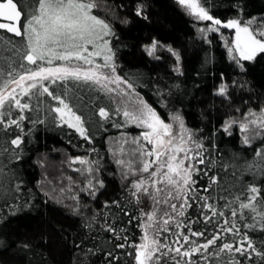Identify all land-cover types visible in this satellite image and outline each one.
<instances>
[{
  "label": "snow or ice",
  "instance_id": "obj_1",
  "mask_svg": "<svg viewBox=\"0 0 264 264\" xmlns=\"http://www.w3.org/2000/svg\"><path fill=\"white\" fill-rule=\"evenodd\" d=\"M176 3L195 20L208 22L199 29L206 40L207 33L234 30L232 45L225 46L240 72L247 71L244 62L264 54V20L253 27L256 18L244 19L239 2L230 5L237 15L227 20L212 14L210 0ZM97 8L96 0H0V199L12 215L21 210L9 203L23 191L13 165L23 159L25 137L37 126L73 130L89 145L93 123L104 131L106 126L134 127L140 130L135 136L121 131L118 146L109 149L121 194L90 215L81 211L87 206L80 205L78 193L91 200L102 194L103 158L92 156L97 153L92 147L89 155L64 162L83 177L71 197L73 215L83 219L86 234H96L93 240L104 233L111 245L103 251L104 264H264V106L247 107L210 135L189 127L179 109L166 119L141 94L147 85L118 70L112 40L119 38L111 23L94 14ZM145 8L143 0H133L131 15L147 21ZM164 47L153 39L144 50L160 59L156 53ZM167 51L177 61L174 71L182 75L179 53ZM220 81L214 94L228 102L231 88L245 87L229 83L222 73ZM154 95L155 103L167 109L170 92L157 87ZM234 130L241 144L253 149L251 159L236 153L226 157L219 150L216 134L232 136ZM65 179L76 184L72 176ZM32 206L25 200L24 208ZM129 226L139 230L137 240L131 239ZM73 243L80 248L82 241ZM87 251L96 255L99 246Z\"/></svg>",
  "mask_w": 264,
  "mask_h": 264
},
{
  "label": "trees",
  "instance_id": "obj_2",
  "mask_svg": "<svg viewBox=\"0 0 264 264\" xmlns=\"http://www.w3.org/2000/svg\"><path fill=\"white\" fill-rule=\"evenodd\" d=\"M96 2L98 8L94 14L111 23L119 38L112 40L118 70L147 85L140 89L141 94L166 119L169 112L179 109L189 127L202 129L201 135H210L229 117H239L247 107L258 110L264 106V54H259L254 61L244 62L247 71L240 72L221 36L214 33L206 40L176 0H143L147 21L131 15L133 0ZM237 2L243 6L244 19L256 18L253 27L264 20V0H210L212 14L221 20L234 18L237 12L230 5ZM120 4L126 7L121 9ZM124 19L130 22L122 23ZM232 32L222 28L224 36ZM153 39L165 46L157 50L160 59L149 57L144 50ZM167 47L179 53L178 66L182 75L174 71L177 61ZM221 73L229 83L235 80L245 84L244 88L230 89L231 102L214 94L221 82ZM157 87L170 92L167 109L155 103ZM101 106H105L103 101ZM237 108L240 113L236 112ZM106 127L108 130L104 131L95 123L90 125L89 132L94 137L92 145L85 143L73 130L51 124L37 126L31 135L25 137L23 159L18 166L13 165L23 180V191L18 194L19 199L9 200V203L18 204L21 210L12 215L13 209L0 199V264H104L103 251L109 250L111 245L104 233L93 240L91 237L96 234H86L81 227L83 219L73 215L76 201L71 197L77 194V185L83 186V177L68 171L64 162L69 156L89 155L87 150L92 147L97 153L91 155L103 158L101 178L106 187L102 194L91 200L85 193H78L80 205L87 206L81 207L85 216L90 215L91 210H98L105 200L120 195L121 178L117 176L108 142L120 136L121 131L132 136L137 132L134 127L126 130ZM67 132L73 134L69 136ZM215 142L226 157L236 153L241 159H251L253 149L241 144L235 130L232 136L218 132ZM67 176H72L76 184L70 186L65 179ZM39 181L43 182L38 184ZM25 200H30L33 206L24 208ZM128 230L131 239L137 240L139 230L134 226H129ZM74 240L82 241L80 248L75 246ZM96 246H99L96 255L88 253V248ZM125 260L130 262V258L125 257Z\"/></svg>",
  "mask_w": 264,
  "mask_h": 264
},
{
  "label": "rangeland",
  "instance_id": "obj_3",
  "mask_svg": "<svg viewBox=\"0 0 264 264\" xmlns=\"http://www.w3.org/2000/svg\"><path fill=\"white\" fill-rule=\"evenodd\" d=\"M186 13V12H185ZM194 22H195V24H196V26L198 27V32L200 33V34H202L200 31H199V29H201V28H207V25H208V22H204V21H197V20H195V18L194 17H192V16H190V15H188ZM218 34V35H220L221 36V38H222V40H223V42H224V44H225V42H227V44H228V46H231L232 45V42H233V40H234V32H232L231 34H227L226 36H224L223 35V33H222V28L220 29V32H211V33H207V37L209 36V35H211V34ZM202 36L204 37V35L202 34ZM228 49V48H227ZM240 117V116H239ZM239 117H237V119L239 118ZM135 130H136V132L138 133L140 130L139 129H136L135 128ZM120 138V136H118V137H116V138H112L111 140H109V148H111V149H114L115 150V148L118 146L117 144H116V141L118 140ZM116 166V165H115ZM116 168H117V166H116ZM68 170V169H67ZM68 171H70V170H68ZM117 176H119L120 177V175H119V172H118V170H117ZM121 178V177H120ZM69 191V190H68ZM68 198H69V196H68Z\"/></svg>",
  "mask_w": 264,
  "mask_h": 264
},
{
  "label": "water",
  "instance_id": "obj_4",
  "mask_svg": "<svg viewBox=\"0 0 264 264\" xmlns=\"http://www.w3.org/2000/svg\"><path fill=\"white\" fill-rule=\"evenodd\" d=\"M225 29V28H224ZM227 30H231V31H234V30H232V29H227Z\"/></svg>",
  "mask_w": 264,
  "mask_h": 264
}]
</instances>
